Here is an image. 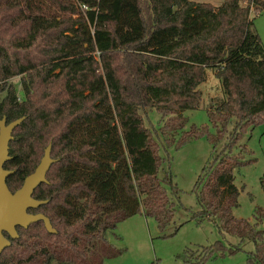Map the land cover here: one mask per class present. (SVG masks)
<instances>
[{
	"label": "trees",
	"instance_id": "obj_1",
	"mask_svg": "<svg viewBox=\"0 0 264 264\" xmlns=\"http://www.w3.org/2000/svg\"><path fill=\"white\" fill-rule=\"evenodd\" d=\"M263 12L264 0H0V120L24 118L4 166L15 171L9 190L50 144L56 161L33 194L48 203L28 211L56 233L38 222L18 227L16 240L5 234L0 264H104L120 223L144 215L165 227L175 209L160 147L179 133L182 143L207 135L213 147L196 185L199 222L219 221L241 241L230 254L249 241L248 264H264V232L232 214L235 170L253 163L240 161L241 142L264 123V45L251 30V15ZM209 70L224 96L208 111L213 133L187 132L183 113L200 108Z\"/></svg>",
	"mask_w": 264,
	"mask_h": 264
},
{
	"label": "rangeland",
	"instance_id": "obj_2",
	"mask_svg": "<svg viewBox=\"0 0 264 264\" xmlns=\"http://www.w3.org/2000/svg\"><path fill=\"white\" fill-rule=\"evenodd\" d=\"M220 6L224 0H192ZM252 32L259 35L264 45V12L252 14ZM207 81L200 86L203 100L200 108L183 113L188 121L186 131L192 126L206 128L212 134L208 111L211 105L220 104L223 91L213 70H209ZM11 83L20 92V78ZM151 120L158 116L150 113ZM147 126L149 125L146 122ZM183 134L175 136L170 145L160 147L162 169L159 178L166 176L171 183L162 184L168 199L175 209V216L162 227L153 217L133 216L108 232V241L114 256L104 264H248L247 253L254 250L253 244L245 241L242 252L230 254L231 247L241 245L240 239L228 234L219 221L199 222L201 207L198 203L196 185L205 166L212 160L213 147L207 135L189 142L181 141ZM247 152L241 154L240 161L246 164L235 170L234 184L240 189L239 207L232 214L237 220L257 223L264 232V192L260 178L264 174V123L250 131L241 142ZM238 154V150L234 151ZM263 217V216H262ZM258 218V220H256ZM259 221V222H258Z\"/></svg>",
	"mask_w": 264,
	"mask_h": 264
},
{
	"label": "water",
	"instance_id": "obj_3",
	"mask_svg": "<svg viewBox=\"0 0 264 264\" xmlns=\"http://www.w3.org/2000/svg\"><path fill=\"white\" fill-rule=\"evenodd\" d=\"M24 121V118L7 124L6 119L0 120V255L10 246V241L5 237L7 234L12 240L18 239L17 228L27 229L31 225L43 222L50 234H55L50 220L43 214H30L29 210H36L48 203L33 198L35 190L41 184H48L47 174L56 162L51 158L52 145L46 150L35 172L28 176L22 187L12 193L7 186V179L15 174L4 168L11 159L10 142L13 131Z\"/></svg>",
	"mask_w": 264,
	"mask_h": 264
},
{
	"label": "crops",
	"instance_id": "obj_4",
	"mask_svg": "<svg viewBox=\"0 0 264 264\" xmlns=\"http://www.w3.org/2000/svg\"><path fill=\"white\" fill-rule=\"evenodd\" d=\"M210 71L207 72V75L209 74Z\"/></svg>",
	"mask_w": 264,
	"mask_h": 264
},
{
	"label": "built area",
	"instance_id": "obj_5",
	"mask_svg": "<svg viewBox=\"0 0 264 264\" xmlns=\"http://www.w3.org/2000/svg\"><path fill=\"white\" fill-rule=\"evenodd\" d=\"M19 101H20V99H19Z\"/></svg>",
	"mask_w": 264,
	"mask_h": 264
}]
</instances>
